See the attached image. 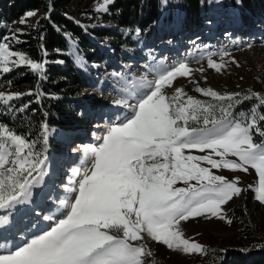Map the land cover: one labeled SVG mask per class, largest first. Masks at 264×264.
I'll use <instances>...</instances> for the list:
<instances>
[{"label":"snow or ice","instance_id":"snow-or-ice-1","mask_svg":"<svg viewBox=\"0 0 264 264\" xmlns=\"http://www.w3.org/2000/svg\"><path fill=\"white\" fill-rule=\"evenodd\" d=\"M112 2L104 0L105 7L99 10L106 11ZM33 15L26 13L20 23ZM9 64L42 69L23 53L0 44V71L9 72ZM208 65L220 70L211 58ZM189 72L181 62L160 72L154 82L143 81L147 91L129 92L115 101L130 112L109 126L102 143L85 149L93 158L92 167L66 187L74 201L67 195L59 199L57 211L63 210V218L15 250L7 254L0 250V264H145L144 245L132 243L143 240L145 233L169 249L202 253V245L183 238L181 221L200 216L226 219L221 205L242 192L238 181L213 174L203 163L212 169H254L259 178L256 199L264 203V141L254 140V134L264 137V128L257 123L255 109L250 117L236 120L232 109L241 102V94L222 96L211 89L196 91L218 103L183 100L182 89L169 97L164 89L177 74ZM13 98L0 95V100ZM256 98L264 103V97ZM129 99L135 102L129 104ZM259 119L264 121V115ZM43 140L47 145L46 134ZM32 147L0 126V228L11 222L13 210L31 203L33 188L46 175L47 156L32 152ZM193 149L206 154L193 155ZM229 156L236 160L226 159ZM72 171L79 174V169ZM44 219L52 221L53 215Z\"/></svg>","mask_w":264,"mask_h":264},{"label":"rangeland","instance_id":"rangeland-1","mask_svg":"<svg viewBox=\"0 0 264 264\" xmlns=\"http://www.w3.org/2000/svg\"><path fill=\"white\" fill-rule=\"evenodd\" d=\"M110 4L106 6V11L99 10L105 7L104 0H86L83 4L74 2L71 6L76 11V15L72 17L73 21L98 47L97 62L88 60L85 54L78 50L75 41L69 39V55L75 62L78 81L73 83L71 79L66 78L63 90L70 91L68 94L48 95V98L61 103H57L58 107L52 114L46 115L49 122L45 121L40 131L35 130L34 143L31 144L32 152L47 156L46 175L41 184L33 188L31 203L20 205L11 212L12 223L14 218L24 219L15 226L11 223L6 225V229L13 227L7 231L0 229V234L6 233L7 237L0 243V250L5 254L7 247L15 250L49 230L55 219L63 218V210L57 211L60 208L59 199L67 195L74 201V194L66 193V187L73 186L83 178V173L90 171L92 167L93 158L91 155H85V149L102 143L107 132L103 126L118 122L120 116L130 112V108L117 106L115 101L129 92L134 94L137 91H147L142 88L143 81L154 82L160 72L173 69L184 62L190 72L183 76L177 74L173 78L171 86L164 89L169 97L173 96L177 89H182L183 100L192 97L206 103H218L196 89H211L222 96L239 93L240 96L246 94L257 97L264 87V26H246L238 16L239 6H233L227 0H208L207 5H202L201 17L193 21L188 16L182 0H160V17L151 27L152 33L147 38L135 30L102 20L101 13L107 12ZM33 13L35 15L27 17L25 23L21 24L19 20L10 26L8 36L14 37L16 34L29 33L39 28L44 15L41 11ZM90 29L118 31L123 37L122 41L126 40L130 48H122L119 39L103 38L106 44L112 42L114 50H110L101 38L93 36ZM220 53H224V56L221 57ZM209 58L213 63L220 65L219 71L209 67ZM16 59L17 57L11 58ZM46 63L57 62L44 60L41 63L42 69ZM81 64L83 66H80ZM9 67L10 70L18 68L12 64H9ZM29 94L31 92L20 88L0 87V95L14 97L11 100H0V120L12 119L17 112L29 107L30 104H26L16 109L12 105ZM35 94L41 104V95L38 92ZM128 102L132 104L135 101L129 99ZM236 106L237 104L232 109V114ZM45 134L48 138L47 145L43 140ZM254 140L260 143L264 141V137L254 134ZM191 154L206 153L193 149ZM213 158L219 159L215 156ZM226 159L236 160L231 156ZM201 166L209 167L213 174L221 175L228 181H238L237 186L242 189L241 194L233 196L221 205V213L226 219H208L200 216L181 221L179 230L183 233V238L202 245V253L185 254L172 250L163 243L152 240L146 233L142 234L143 240L132 243L144 245L148 253L143 257L145 264H199L207 250H243L242 244L234 242V236L242 229V225L230 213L241 198L246 199L248 196L253 200L252 210L248 212L258 217L255 223L260 235L264 236V203L256 199L259 195V178L255 170L249 168L244 172L223 167L212 169L206 163ZM73 169H79V174L74 175ZM37 209L44 215H38V212H35ZM29 212L31 214L27 215ZM48 215H53L52 221L44 219ZM228 220L231 223H228ZM253 242L255 239L251 241ZM227 259L230 260L231 255H228Z\"/></svg>","mask_w":264,"mask_h":264},{"label":"trees","instance_id":"trees-1","mask_svg":"<svg viewBox=\"0 0 264 264\" xmlns=\"http://www.w3.org/2000/svg\"><path fill=\"white\" fill-rule=\"evenodd\" d=\"M86 0H0V44L5 43L10 51L23 53L35 63L44 60H54L57 63H46L44 68L32 71L29 66L14 68L7 73L0 71V87L2 89L20 88L31 92L20 102L12 103L19 109L22 105L30 104L23 111L17 112L12 119L0 120L9 131L23 137L29 144L34 143V132L40 131L44 122H49L46 115L52 114L58 107L57 103L48 95H66L64 91L66 78L73 83L78 81L73 57L69 55L70 41L77 44L78 50L83 52L92 63L97 62L98 47L89 35L73 21L76 11L71 7L74 2L83 4ZM208 0H182L186 12L192 20L202 15V5ZM226 1V0H224ZM233 6H239V18L246 26H264V0H227ZM225 3V2H224ZM41 11L44 15L40 26L29 33L16 34L9 37L10 26L21 20L26 13ZM90 12V11H87ZM160 17V0H113L108 11L101 13V19L122 28L132 29L142 37H150L151 27ZM257 21V24L255 22ZM150 29V30H149ZM96 38H101L103 44L114 50L111 45L104 43L105 38L119 39L122 48H130L128 42L118 31L90 29ZM104 38V39H103ZM102 44V43H101ZM41 95V104L37 95ZM246 94L238 97L241 101L234 109V118L244 120L250 117L252 110L256 111L257 123L264 128V121L259 117L264 115V103L256 96ZM259 97H264V87L259 91ZM20 103V104H19ZM243 114V115H241ZM52 122V121H51ZM53 123V122H52ZM253 207L251 196L241 198L230 215L242 225L234 236V242L242 244L243 250L234 251H206L202 264H264V236L260 235L255 223L257 216L249 214ZM255 239V242L251 241ZM246 247V248H245ZM246 249V250H245ZM228 255L231 259L228 260ZM199 263V264H201Z\"/></svg>","mask_w":264,"mask_h":264},{"label":"bare ground","instance_id":"bare-ground-1","mask_svg":"<svg viewBox=\"0 0 264 264\" xmlns=\"http://www.w3.org/2000/svg\"><path fill=\"white\" fill-rule=\"evenodd\" d=\"M113 123H116V121L113 122ZM102 126H103V125H102ZM103 128L106 129V130H108L109 125H107V126H103ZM59 171H60V170H59ZM54 172H55V171H54ZM48 204H49V203H48ZM36 211L38 212V213H37L38 215H39V214H42L41 216L44 215V213H43L42 211H40V209H37ZM41 212H42V213H41ZM29 214H31V212H29L27 215H29ZM35 215H36V213H35ZM22 218H23V217H21V219L18 218L17 220H16V218H14V219H13L14 223H12V222H10V223L13 224V225L15 226V225H17V224L22 220ZM23 219H24V218H23ZM10 223H9V224H10ZM9 224H7V225H9ZM10 228H13V227L10 226L9 228L6 229V225H5L4 227H2V231H7V230L10 229ZM0 229H1V228H0ZM1 235H2V237H1ZM6 239H7V237H6V233H5V235L1 233V234H0V243L4 242ZM24 241H26V240H24ZM8 250H11V249H9V248L7 247V251H8ZM13 250H14V249H13ZM7 251H6V252H7Z\"/></svg>","mask_w":264,"mask_h":264}]
</instances>
